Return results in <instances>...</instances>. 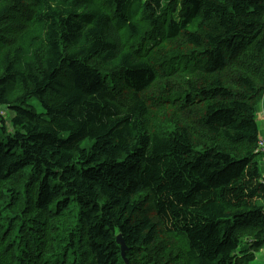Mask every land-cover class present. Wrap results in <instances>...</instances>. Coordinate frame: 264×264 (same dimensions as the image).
I'll use <instances>...</instances> for the list:
<instances>
[{
    "label": "trees",
    "instance_id": "1",
    "mask_svg": "<svg viewBox=\"0 0 264 264\" xmlns=\"http://www.w3.org/2000/svg\"><path fill=\"white\" fill-rule=\"evenodd\" d=\"M263 100L264 0H0V264H250Z\"/></svg>",
    "mask_w": 264,
    "mask_h": 264
},
{
    "label": "rangeland",
    "instance_id": "2",
    "mask_svg": "<svg viewBox=\"0 0 264 264\" xmlns=\"http://www.w3.org/2000/svg\"><path fill=\"white\" fill-rule=\"evenodd\" d=\"M27 108H33L37 113H41L46 115V109L45 107L42 105L41 101L37 98V97H32L28 100V103L25 105ZM262 106L264 107V100H263V104ZM0 113L3 114L7 119L11 118L14 113L8 109L7 107L4 106H0ZM264 119V109H262L259 113H258V119ZM259 119V123L261 126V129H264V121ZM92 145V141L89 139H86L83 142V146L85 147H90ZM246 244H242L238 250H240L242 248V246H244ZM250 264H264V247L260 250L256 252V257L253 261L250 262Z\"/></svg>",
    "mask_w": 264,
    "mask_h": 264
},
{
    "label": "water",
    "instance_id": "3",
    "mask_svg": "<svg viewBox=\"0 0 264 264\" xmlns=\"http://www.w3.org/2000/svg\"><path fill=\"white\" fill-rule=\"evenodd\" d=\"M117 241L121 245V249H122L123 256H125L128 247H127V244L125 243V240L123 239V237H122L121 234L117 236Z\"/></svg>",
    "mask_w": 264,
    "mask_h": 264
},
{
    "label": "built area",
    "instance_id": "4",
    "mask_svg": "<svg viewBox=\"0 0 264 264\" xmlns=\"http://www.w3.org/2000/svg\"><path fill=\"white\" fill-rule=\"evenodd\" d=\"M259 150H263L264 151V137L260 138Z\"/></svg>",
    "mask_w": 264,
    "mask_h": 264
},
{
    "label": "crops",
    "instance_id": "5",
    "mask_svg": "<svg viewBox=\"0 0 264 264\" xmlns=\"http://www.w3.org/2000/svg\"><path fill=\"white\" fill-rule=\"evenodd\" d=\"M262 109H264L263 106L261 107V110H262ZM259 119H260V118H259ZM260 120L264 121V119H260ZM260 167H261V169H262V171H263V175H264V159L261 161Z\"/></svg>",
    "mask_w": 264,
    "mask_h": 264
}]
</instances>
